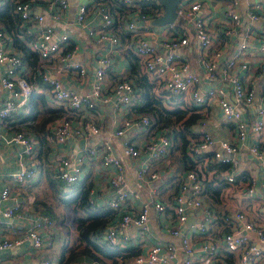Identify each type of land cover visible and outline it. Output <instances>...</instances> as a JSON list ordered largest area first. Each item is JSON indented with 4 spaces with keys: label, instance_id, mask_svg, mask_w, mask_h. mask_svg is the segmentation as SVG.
<instances>
[{
    "label": "built area",
    "instance_id": "built-area-1",
    "mask_svg": "<svg viewBox=\"0 0 264 264\" xmlns=\"http://www.w3.org/2000/svg\"><path fill=\"white\" fill-rule=\"evenodd\" d=\"M6 1L0 0V6ZM247 1L244 14L233 10L238 4L235 0L227 13L225 34L237 38L230 52L229 44L233 39L217 44L216 35L209 31L201 15L204 7L201 0H181L176 8V20L159 28L151 25L164 12L157 0H91L77 8L75 24L85 28L88 39L117 53L124 48L134 55L140 73L163 107L199 114L204 127L209 120V106L216 102L221 123L230 125L234 131V142L216 140L204 128L190 133L186 154L193 166L181 170L174 188L165 195L158 186L167 185L168 177L156 164L163 161L166 165L172 152V137L166 128L152 129L149 116L136 109L140 88L127 76L118 77L106 100L105 76L114 57L104 55L96 60L94 81L88 92L67 89L57 75L71 71L83 78L87 69L69 35L45 21L59 22L68 0L12 1L13 12L19 17L15 35L20 40H24L25 35L29 37L27 46L41 61L34 72L44 81L51 99L67 112L85 109L90 114L76 124L64 114L52 130L47 164L51 178L59 184L60 199L65 200L71 187L83 180L89 164L97 163L110 189L106 206L114 214L97 239L99 243L122 250L132 238H138L143 247L133 264H264V191L256 189L257 183L264 180V166L257 176L245 175L239 171L237 159L240 146L249 135L253 137L249 152L258 159L263 156L258 141L264 130V87L253 107L256 98L253 85L259 79L255 71L264 73V31H255L247 22L264 21V7L254 0ZM35 8L39 12H35ZM89 11L96 15L95 21L90 20ZM180 18L184 23L180 24ZM156 29H163L164 34L159 37ZM9 41H12L11 34L0 27V87L6 93L0 105V124L4 125L28 105L34 87L23 75L26 67L21 53L9 49ZM191 50H195L196 62L201 65L200 73L191 67ZM229 94L233 102L229 101ZM108 99L113 100V109L127 113L111 134L104 133L94 115L97 103ZM238 106L253 108L252 120H247ZM27 112L28 109L24 110L20 116L21 119L26 116L24 122L29 124L31 119ZM217 126L218 123L212 124L214 128ZM70 138L84 139L81 150L76 154L62 150L58 154ZM2 141L18 147L15 158L18 169L8 175L9 183L20 187L33 181L40 172L33 140L24 130H16L9 137L0 131ZM117 141L119 146L115 147ZM216 144L218 150L211 149ZM122 158L132 162L133 179L145 193L139 206L135 204L139 194L129 187ZM214 164L229 168L219 170L210 166ZM209 182L220 186L215 202L210 200L211 191L206 189ZM9 194V187H2L0 202L6 201ZM239 194L253 207L254 219L236 206ZM24 212L18 203L1 208L0 216L6 225L0 229V250L16 248L24 241H29L35 249L49 245L41 231L52 225L50 217L31 219ZM150 212L158 219L162 232L178 239V246L142 240L151 235ZM218 214L221 226L216 221ZM24 221L26 224H16ZM131 228L135 229L133 237L129 234ZM229 255H234V261H229ZM37 264L52 263L42 259Z\"/></svg>",
    "mask_w": 264,
    "mask_h": 264
},
{
    "label": "crops",
    "instance_id": "crops-1",
    "mask_svg": "<svg viewBox=\"0 0 264 264\" xmlns=\"http://www.w3.org/2000/svg\"><path fill=\"white\" fill-rule=\"evenodd\" d=\"M88 1L91 0H68V7L62 15L60 21L55 23L51 22L50 20H46L45 23L47 25H52L56 29L64 31L69 35L72 44L76 47L79 53L78 55L80 57V60L87 69L86 76L83 78H78L71 71H64L63 73L57 75L62 84L69 90L76 91L78 93L88 92L94 81V69L96 67L97 58L104 55L114 57V62L112 63L110 70L106 73L105 86L103 87V90L105 91L104 95L106 96L107 100V98L109 97V89L115 83L117 78L129 76L131 68L129 57H131L133 54L124 50V48L120 49L117 53L110 47L94 43L87 38L85 28L75 24L74 17L78 6ZM201 1L204 3L201 15L205 19L206 27L209 29V31L216 35L217 44H222L232 38L233 40L229 44V52L232 51V48L236 45L234 41V39H237L236 35L229 37L225 34V31L228 27L227 13L231 7L232 0ZM235 1H237L238 4L233 8V10L244 14L247 10L248 1ZM254 1L260 3L264 7V0ZM34 11L39 12V10H37L36 8L34 9ZM89 13L91 15L90 20L92 19L93 21H95L94 18L96 15L93 14L92 11H89ZM153 22L151 25L156 28L162 26L154 25ZM179 22L180 24L184 23V20L180 18ZM252 22L264 23L263 20H255ZM252 22H247V25L251 23V27L255 31H264L263 28L253 26ZM156 31L158 32L159 37L162 36V33L164 34L163 29H156ZM8 47L11 50H16L13 47L12 41H9ZM192 48L194 49L195 47L193 46ZM195 58V50H191L189 52L191 67L193 70L200 73L202 70L201 65L196 62ZM40 63L41 61L39 60L37 66ZM48 73L50 75H54L52 71H49ZM255 73L259 75V77L262 74L258 73L257 71H255ZM23 75L25 79L32 83L34 86L33 92L28 99V105L21 108L19 114L10 123L4 125V123L1 122L0 131L5 137H9L16 130H24L27 133L31 140H33L35 148L37 150V159L40 164V172L33 181L27 183L24 186L15 187L11 185L7 177L10 173L15 172L18 169V166L15 163V158L18 154V147L12 146L5 141L0 142V189L4 186H8L10 190L9 198L6 201L0 202V210L1 208H6L14 203H18L21 205V207H23L25 211L24 214L27 217L36 219L47 215L50 217L53 223L51 226L45 227L41 231L43 233V238L49 241V245L47 247L42 249H35L32 247L29 241H24L16 248L0 250V264H9L10 262H15L17 264H37L42 259H48L52 264H64L63 262H60L62 257V250L64 249L68 251L74 248L78 243L76 214L71 207H68L63 201H61L60 189H57V184L54 183L51 179V169L47 164V152H50L49 139L52 136L53 128L58 124L62 115L67 114L71 118L72 122L76 124L83 119L89 118L90 114L85 109L78 112H67V110L64 109L60 103L55 102L51 99L48 88L45 84L41 86V88L36 86L35 83H40L38 80H36L37 75L34 71L26 68ZM259 81L260 78L253 85V92L255 94L256 85ZM263 87L264 84L259 88L258 93ZM5 95V90L0 87V105L3 102ZM257 98L258 97H256L254 100L253 107H256L257 105ZM228 99L229 101L233 102L232 96L230 94L228 95ZM113 104L114 102L112 99H108V101H100L97 103L94 113V115H96L98 125L102 127L104 133L106 134H111V132L117 127L120 119L127 115V113H125L124 111L122 112L113 109ZM26 109H28L27 116H29V118L32 116L30 118L31 120L29 124L24 122L26 116H24L23 119H21L20 116V114ZM208 110L209 120L206 121L207 124L204 127L201 124L202 117L199 114H189V116L193 114L196 115V121L190 126V133H196L204 128V130L213 135L216 140L218 139L228 142H234V131L230 125L221 123V113L216 105V102H213L209 106ZM239 111L242 112L247 120H252V115L254 112L253 108L243 107V110ZM213 123H218V126L215 128L212 127ZM252 138L253 137L249 135L246 143L240 146L239 153L237 154L239 164L238 169L240 172H244L245 175L249 174L252 176H257L264 166V130L259 134L258 141L259 148L263 151V156L261 159L254 157L249 152V146L252 142ZM80 140L81 139H68L66 142V146L57 151L58 154H60L62 150L63 152L76 154L83 147V145H80ZM91 140L96 141L95 138H92ZM41 142H44V146L40 145ZM45 146L47 148V151H45ZM118 146L119 145L117 141V143H115V147ZM211 149L218 150V145H213ZM172 159L173 157H169L166 165H164L163 161L156 164V167L162 169L168 177L169 183L167 185L158 186L160 192L163 195L170 192L174 188L176 179L183 169L181 168V166L178 169L179 163L172 162ZM122 162L125 167V176L128 180L129 187L134 192L139 194V197L135 200V204L139 206L145 199V193L144 191H140L138 184L133 179L132 162L127 158H122ZM103 175V169L97 163H91L86 168L83 176V179H85L86 177L90 178V201L97 207L106 206V201L110 194V189L108 187L106 177H103ZM256 189L259 192H261L262 190L264 191V180H261L257 183ZM239 197L240 200H237L238 202L236 203V206L240 210H244L245 212H247V215L250 219H254L255 214L253 207L243 201L242 194H239ZM16 224L23 225L26 224V222H16ZM5 225L6 222L4 223L3 218L0 216V229L4 228ZM149 226L151 229V235H146L142 240L147 239L149 242L157 240L168 242L175 246H178L179 242L177 238H174L168 233L162 232L160 230L161 224L159 223L153 212H150L149 215ZM134 232V228L129 229V234L131 235V237L134 236ZM3 233L4 231H2V234ZM138 241V238L136 240L132 238L129 241L127 248L121 250V255L127 257L119 260L120 264H126V260L128 258L132 259L131 264H133L134 258L129 257V255H133L135 253L139 254L140 250H142L140 248L143 247V245L140 246L141 242L138 243ZM137 244L139 245L136 247L133 246ZM86 259L87 258L85 257H78L77 260L75 259L76 261H73L69 264H82L84 261H86ZM228 259L230 262L234 261V255H229ZM107 261L109 262V260Z\"/></svg>",
    "mask_w": 264,
    "mask_h": 264
},
{
    "label": "trees",
    "instance_id": "trees-1",
    "mask_svg": "<svg viewBox=\"0 0 264 264\" xmlns=\"http://www.w3.org/2000/svg\"><path fill=\"white\" fill-rule=\"evenodd\" d=\"M13 0H7L0 6V27H3L12 36L13 47L21 53L22 62L26 68L34 71L38 64V57L33 53L26 41L29 39L26 35L24 40L16 37V25L19 22V17L13 12ZM129 57L130 73L128 78L140 88L141 93L136 102V109L144 114H147L151 121L152 129H168L172 137V162L179 163L178 169H191L193 164L186 154L187 136L190 126L196 121V115H190L189 111L179 108L167 109L163 107L162 102L154 97L151 91V86L146 77L139 71L138 62L135 57ZM36 80L40 87L44 85L42 78L37 76ZM33 113V112H31ZM29 117V116H28ZM32 117V116H31ZM30 117V118H31ZM44 146V142L40 143ZM45 151L47 148L45 146ZM215 166L219 170L228 169V165H210ZM182 169V170H183ZM52 179V178H51ZM57 184L56 180L52 179ZM90 178L86 177L76 185L71 187L68 197L63 200L65 205L71 207L76 214V225L78 231V243L70 250H62L60 262L69 264L76 261L78 257L87 258L83 263L97 262L99 264H120L119 260L127 256L121 255V250L111 247L108 244L99 243L97 236H100L105 229L107 223L114 217L113 212L107 207H97L90 201ZM207 191H211L210 200L215 202L219 193L220 186H213L211 182L206 186ZM59 193V191H58ZM218 226L222 225L220 214L217 217ZM137 254L129 255L135 257ZM76 259V260H75ZM109 260V262L107 261ZM78 264V263H77ZM80 264V263H79Z\"/></svg>",
    "mask_w": 264,
    "mask_h": 264
},
{
    "label": "water",
    "instance_id": "water-1",
    "mask_svg": "<svg viewBox=\"0 0 264 264\" xmlns=\"http://www.w3.org/2000/svg\"><path fill=\"white\" fill-rule=\"evenodd\" d=\"M164 7V15L154 20L153 24L160 26L167 23H173L176 18V7L181 0H157ZM84 144V139L80 140V145ZM188 222H191L189 218Z\"/></svg>",
    "mask_w": 264,
    "mask_h": 264
},
{
    "label": "rangeland",
    "instance_id": "rangeland-1",
    "mask_svg": "<svg viewBox=\"0 0 264 264\" xmlns=\"http://www.w3.org/2000/svg\"><path fill=\"white\" fill-rule=\"evenodd\" d=\"M252 25L253 26H258V27L264 29V23L263 22L262 23H260V22H252ZM259 78H260V81L256 85V94H255L256 97H257V93H258L259 88L264 84V73H262ZM238 109L239 110H243V107L242 106H238ZM188 131L190 132L191 129H189ZM131 263H132V259L131 258H128L126 260V264H131Z\"/></svg>",
    "mask_w": 264,
    "mask_h": 264
}]
</instances>
